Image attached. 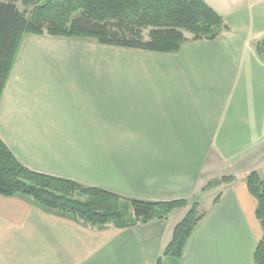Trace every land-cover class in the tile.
Wrapping results in <instances>:
<instances>
[{"label":"crops","instance_id":"crops-1","mask_svg":"<svg viewBox=\"0 0 264 264\" xmlns=\"http://www.w3.org/2000/svg\"><path fill=\"white\" fill-rule=\"evenodd\" d=\"M205 2L230 31L176 54L26 37L0 138L40 174L127 199L198 202L205 217L179 264H255L264 232L246 177L264 180V0ZM225 177L235 182L204 191ZM186 213L87 228L0 196V264H91L92 253V264H157ZM98 239L110 240L99 252Z\"/></svg>","mask_w":264,"mask_h":264},{"label":"trees","instance_id":"trees-1","mask_svg":"<svg viewBox=\"0 0 264 264\" xmlns=\"http://www.w3.org/2000/svg\"><path fill=\"white\" fill-rule=\"evenodd\" d=\"M17 1L31 9L20 11ZM230 26L205 0H0V102L26 36L91 42L131 50L176 54L189 42L219 40ZM190 35L191 37H189ZM264 57V42L258 47ZM235 182L212 181L205 192ZM256 198L264 232V180L246 177ZM0 196L21 197L47 212L69 217L87 228L127 229L165 221L187 209L157 264H179L185 246L205 217L197 202L154 203L127 199L24 167L0 139ZM217 201V200H216ZM264 264V236L255 253Z\"/></svg>","mask_w":264,"mask_h":264},{"label":"rangeland","instance_id":"rangeland-1","mask_svg":"<svg viewBox=\"0 0 264 264\" xmlns=\"http://www.w3.org/2000/svg\"><path fill=\"white\" fill-rule=\"evenodd\" d=\"M17 6H18V8H19V10L20 11H25V10H28V11H31V9H29V8H26L23 4H22V2L21 1H17ZM26 37H29V36H26ZM25 37V38H26ZM37 37H44V38H42V39H49L51 36H48V35H44V36H37ZM25 38H24V40H25ZM53 38V37H52ZM58 39V38H57ZM23 40V41H24ZM71 41H74V40H71ZM74 42H80V41H74ZM23 43V42H22ZM87 43H96V42H94V41H91V42H87ZM99 45V44H98ZM22 46V45H21ZM41 48V47H40ZM105 58H107L106 56H105ZM107 61H110V56H109V58L105 61V64H108L107 63ZM1 139V138H0ZM4 143V142H3ZM5 144V143H4ZM6 145V144H5ZM7 146V145H6ZM9 149V148H8ZM10 150V149H9ZM11 151V150H10ZM14 155V154H13ZM15 156V155H14ZM16 158V157H15ZM17 159V158H16ZM18 160V159H17ZM19 161V160H18ZM20 162V161H19ZM21 163V162H20ZM22 164V163H21ZM23 165V164H22ZM24 166V165H23ZM25 167V166H24ZM27 168V167H26ZM28 169V168H27ZM30 170V169H29ZM32 171V170H31ZM34 172V171H33ZM37 173V172H36ZM221 180V179H220ZM208 192H210V191H208ZM198 203V202H197ZM179 219V218H178ZM178 219H177V217H174L172 220H171V226L173 227L174 225H175V223L178 221ZM100 240V241H99ZM108 241H110V240H103L102 241V239H98L97 240V242L99 243L98 244V246H97V252H99V250H101V247H103L102 248V250L104 249V247H106L107 246V242ZM101 242H102V244H101ZM103 242H106L105 244H104V246H103ZM169 244V243H168ZM94 252V251H93ZM94 256H93V253H92V255H90V258H89V263H93L94 262V260L91 262V258H93ZM95 258V257H94ZM108 261H106V259H104V263L106 264ZM103 263V264H104Z\"/></svg>","mask_w":264,"mask_h":264}]
</instances>
